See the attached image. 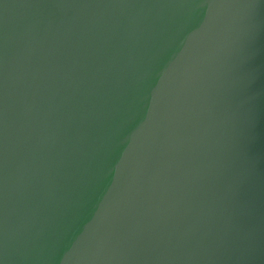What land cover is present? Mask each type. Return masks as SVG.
Segmentation results:
<instances>
[{"label":"water","instance_id":"water-1","mask_svg":"<svg viewBox=\"0 0 264 264\" xmlns=\"http://www.w3.org/2000/svg\"><path fill=\"white\" fill-rule=\"evenodd\" d=\"M0 264H264V0H0Z\"/></svg>","mask_w":264,"mask_h":264}]
</instances>
